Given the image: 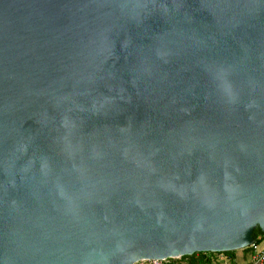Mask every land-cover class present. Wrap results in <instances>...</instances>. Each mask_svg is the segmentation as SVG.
<instances>
[{
	"label": "water",
	"instance_id": "95a60500",
	"mask_svg": "<svg viewBox=\"0 0 264 264\" xmlns=\"http://www.w3.org/2000/svg\"><path fill=\"white\" fill-rule=\"evenodd\" d=\"M264 234V0H0V264H134Z\"/></svg>",
	"mask_w": 264,
	"mask_h": 264
},
{
	"label": "trees",
	"instance_id": "16d2710c",
	"mask_svg": "<svg viewBox=\"0 0 264 264\" xmlns=\"http://www.w3.org/2000/svg\"><path fill=\"white\" fill-rule=\"evenodd\" d=\"M253 242L258 244L261 241V237H264L263 232L259 229V227H255L253 230ZM251 246H248L246 248L240 249L239 251H242L243 253L250 252ZM238 250L233 251H224V252H197L193 253L188 256H181L179 258H168L166 259L169 264H172L175 262V264H215V256L217 255H223L229 259L230 262L234 261L235 253ZM163 263V264H167Z\"/></svg>",
	"mask_w": 264,
	"mask_h": 264
},
{
	"label": "built area",
	"instance_id": "2783aa9c",
	"mask_svg": "<svg viewBox=\"0 0 264 264\" xmlns=\"http://www.w3.org/2000/svg\"><path fill=\"white\" fill-rule=\"evenodd\" d=\"M252 254H251V263L250 264H264V249L260 248L259 244L252 243L251 245ZM165 260H156V259H141L134 264H163Z\"/></svg>",
	"mask_w": 264,
	"mask_h": 264
},
{
	"label": "crops",
	"instance_id": "0c3cea01",
	"mask_svg": "<svg viewBox=\"0 0 264 264\" xmlns=\"http://www.w3.org/2000/svg\"><path fill=\"white\" fill-rule=\"evenodd\" d=\"M258 244L261 245V241ZM260 248H261V246H260ZM251 254H252V250L246 254L243 253L242 251L238 250L235 253L234 261H232V262H230L229 259H227V257H225L223 255H217L214 257L215 258V264H250L251 263ZM166 262H167V260L163 263H166ZM167 264H169V262H167ZM172 264H175V262Z\"/></svg>",
	"mask_w": 264,
	"mask_h": 264
},
{
	"label": "clouds",
	"instance_id": "9594fccd",
	"mask_svg": "<svg viewBox=\"0 0 264 264\" xmlns=\"http://www.w3.org/2000/svg\"><path fill=\"white\" fill-rule=\"evenodd\" d=\"M261 248L264 249V237H261Z\"/></svg>",
	"mask_w": 264,
	"mask_h": 264
}]
</instances>
